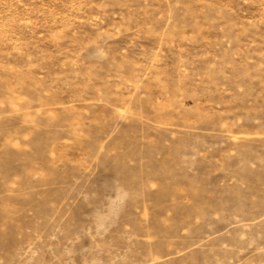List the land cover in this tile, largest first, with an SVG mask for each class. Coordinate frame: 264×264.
<instances>
[{"label":"rangeland","instance_id":"374dc122","mask_svg":"<svg viewBox=\"0 0 264 264\" xmlns=\"http://www.w3.org/2000/svg\"><path fill=\"white\" fill-rule=\"evenodd\" d=\"M0 264H264V0H0Z\"/></svg>","mask_w":264,"mask_h":264}]
</instances>
